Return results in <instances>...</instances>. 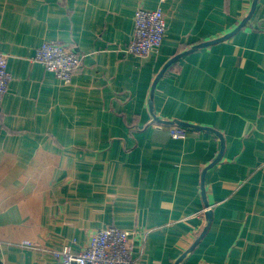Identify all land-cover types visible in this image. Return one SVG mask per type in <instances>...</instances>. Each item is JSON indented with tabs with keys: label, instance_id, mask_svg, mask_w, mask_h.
Here are the masks:
<instances>
[{
	"label": "crops",
	"instance_id": "crops-1",
	"mask_svg": "<svg viewBox=\"0 0 264 264\" xmlns=\"http://www.w3.org/2000/svg\"><path fill=\"white\" fill-rule=\"evenodd\" d=\"M252 1L0 0L11 76L0 101V264H59L50 251L77 254L108 226L130 233L138 264H175L207 210L180 264H264V0L235 34L169 66L151 97L168 60L233 31ZM158 7L161 47L128 54L134 13ZM46 41L80 55L69 85L32 61ZM151 100L159 120L217 134L171 138Z\"/></svg>",
	"mask_w": 264,
	"mask_h": 264
},
{
	"label": "built area",
	"instance_id": "built-area-1",
	"mask_svg": "<svg viewBox=\"0 0 264 264\" xmlns=\"http://www.w3.org/2000/svg\"><path fill=\"white\" fill-rule=\"evenodd\" d=\"M165 0H161L163 2ZM167 27L161 7L154 10L138 9L133 17L132 40L127 53L147 57L159 50ZM7 56L0 53V101L8 91L11 76L7 69ZM32 61L41 64L61 83L69 85L81 65V57L73 49L58 41H46L38 47ZM161 127V125L159 126ZM170 137L182 138L186 129L179 126L168 128ZM130 233L116 226H108L94 233L89 244L74 254L63 247L50 251L59 264H138L140 255H135L129 242ZM31 246L30 243H25Z\"/></svg>",
	"mask_w": 264,
	"mask_h": 264
},
{
	"label": "water",
	"instance_id": "water-1",
	"mask_svg": "<svg viewBox=\"0 0 264 264\" xmlns=\"http://www.w3.org/2000/svg\"><path fill=\"white\" fill-rule=\"evenodd\" d=\"M256 4H257V0H253L252 1V5H251V9H250V12L249 14L243 19V21H241L239 23V25L233 30L231 31L230 33L224 35L223 37H220L219 39H216V40H212V41H206V42H203V43H200V44H197L193 47H191L189 50L187 51H184L174 57H172L170 60H168L165 65L163 66V68L160 70V72L158 73V75L156 76L155 78V81L153 82V86H152V91H151V97L153 95V91H154V88H155V85L157 84V82L162 78V76L164 75V73L166 72V70L168 69L169 66H171L174 62H176L178 59H180L181 57L189 54V53H192L198 49H201V48H204L206 46H209V45H212V44H215L217 42H221L227 38H229L230 36H232L233 34H235L237 31H239L245 24L246 22L249 20L250 16L252 15L255 7H256ZM150 111H151V114H152V117H153V121L156 122V123H160V124H163V125H170V126H179V127H182V128H185V129H196V130H206V131H211V132H214L216 133V131H213L212 129L208 128V127H200V126H196V125H191V124H188V123H185V122H181V121H178V120H173V121H161L159 120L158 118H156L153 114V110H152V100L150 101ZM217 134V133H216ZM220 137V135L218 136ZM220 139H222L220 137ZM223 149V141L221 140V150ZM221 154L220 153L216 159H214V161H212V163L210 165H208V167H206L204 170H203V173H202V181L204 179V175L206 173V171L208 169H210L214 164L217 163V161L219 160V158L221 157ZM202 195H203V201H204V204H205V207L208 208V204H207V201L205 199V194H204V190H203V183H202ZM211 218H212V212L210 210H207L205 212V219H206V226L205 228L203 229V231L201 232L200 236L193 242V244L177 259L176 263L175 264H180L182 262V260L186 257L187 254H189L193 249L194 247L198 244L200 238L204 235V233L206 232L209 224H210V221H211Z\"/></svg>",
	"mask_w": 264,
	"mask_h": 264
}]
</instances>
